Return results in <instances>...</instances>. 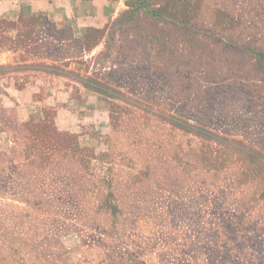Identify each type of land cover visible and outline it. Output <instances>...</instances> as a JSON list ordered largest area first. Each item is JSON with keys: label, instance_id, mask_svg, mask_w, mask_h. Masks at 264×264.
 <instances>
[{"label": "rangeland", "instance_id": "374dc122", "mask_svg": "<svg viewBox=\"0 0 264 264\" xmlns=\"http://www.w3.org/2000/svg\"><path fill=\"white\" fill-rule=\"evenodd\" d=\"M0 58L90 94L0 112V264H264V0H124L77 36L11 14Z\"/></svg>", "mask_w": 264, "mask_h": 264}, {"label": "crops", "instance_id": "0c3cea01", "mask_svg": "<svg viewBox=\"0 0 264 264\" xmlns=\"http://www.w3.org/2000/svg\"><path fill=\"white\" fill-rule=\"evenodd\" d=\"M123 7L124 0H0V17L11 14L42 16L54 27L68 28L77 36L87 30L106 31ZM12 65L11 58H0V112L8 121L12 112L19 123L40 120L44 105L51 101V92L58 96L59 103H64L65 100L61 99L63 91V96H67L66 91H80L83 93L82 102H72L81 109L80 117L88 112L90 94L83 87L79 88L75 83L66 84L62 78L47 86L42 81L23 82L21 77L24 79L26 73L20 66L15 69ZM85 97L88 98L85 100ZM99 115L98 123L85 122L81 118L76 127L80 130L89 129L92 125L93 128L97 124L100 126L103 118ZM3 125L5 127V123Z\"/></svg>", "mask_w": 264, "mask_h": 264}]
</instances>
